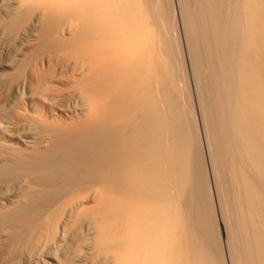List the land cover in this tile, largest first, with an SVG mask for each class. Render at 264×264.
Segmentation results:
<instances>
[{"label": "bare ground", "instance_id": "6f19581e", "mask_svg": "<svg viewBox=\"0 0 264 264\" xmlns=\"http://www.w3.org/2000/svg\"><path fill=\"white\" fill-rule=\"evenodd\" d=\"M0 264H264V0H0Z\"/></svg>", "mask_w": 264, "mask_h": 264}]
</instances>
